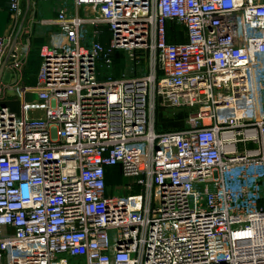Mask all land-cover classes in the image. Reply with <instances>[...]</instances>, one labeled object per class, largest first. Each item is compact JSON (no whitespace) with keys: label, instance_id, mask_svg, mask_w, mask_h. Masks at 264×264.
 <instances>
[{"label":"built area","instance_id":"1","mask_svg":"<svg viewBox=\"0 0 264 264\" xmlns=\"http://www.w3.org/2000/svg\"><path fill=\"white\" fill-rule=\"evenodd\" d=\"M38 2L34 87L2 83L30 48L0 36V264H264V0ZM116 54L143 74L101 77Z\"/></svg>","mask_w":264,"mask_h":264},{"label":"crops","instance_id":"2","mask_svg":"<svg viewBox=\"0 0 264 264\" xmlns=\"http://www.w3.org/2000/svg\"><path fill=\"white\" fill-rule=\"evenodd\" d=\"M50 4L53 3H42V2H38V0H22L21 13L19 16H15L10 11L8 0H0V36L11 37L9 46L7 48L8 52L14 42L16 44L29 43V48L31 51L32 45H36L37 42H39V41L36 42V37H35V33L37 30H42L43 32H49V34L56 32L57 29L56 27H54V24H52L56 14L50 17V12H49ZM49 39L50 37H48L47 40L48 42ZM104 43L105 44L108 43L107 36L104 38ZM30 51L28 55H30ZM29 57L30 56H28L24 68L21 69L20 71H16V73L4 72L2 76V83L4 85L16 84L27 87H34L36 85L37 74L40 67V57H39V66L36 76H34L33 79L32 78L26 79L28 73L32 74L31 71L29 72V68L31 67V64H33L34 57L33 58H29ZM37 65H38V60H37ZM105 72L106 70H102L101 74ZM13 100H15V98H10L4 94L2 95L1 103L9 107L10 110H12L13 112L18 114L20 111L15 110L14 107L11 105Z\"/></svg>","mask_w":264,"mask_h":264},{"label":"rangeland","instance_id":"3","mask_svg":"<svg viewBox=\"0 0 264 264\" xmlns=\"http://www.w3.org/2000/svg\"><path fill=\"white\" fill-rule=\"evenodd\" d=\"M53 4H50L49 12L50 17L54 16L59 8V4L55 2H51ZM49 32H43L42 30H37L35 33L36 37V45H32L31 51H30V57L33 58V64H31V67L29 68L28 75L26 76V79H33L34 76H36L38 66H39V52L42 47V45H46L49 42ZM48 42V43H46ZM33 52V53H32ZM38 60V65H37ZM115 63V61H114ZM146 66H148V62H145ZM141 67V68H140ZM144 72V63L141 64V66L136 67L135 63L131 60H128L127 58H122V66H119L116 68L115 64L110 71H106L105 73L101 74L102 77L106 76H112V77H133V76H141ZM11 105L14 107L15 110H19V102L15 99L11 103ZM164 112L158 113V119L156 128L158 131L166 132V131H172V130H182L185 128V121L188 116V112L183 110L178 111H169V110H163ZM32 115V113L30 114ZM106 183L108 186V194L111 195H122L123 197H127V195H135L139 192V190L136 187L132 186L131 181H123L120 175H118L117 171H108Z\"/></svg>","mask_w":264,"mask_h":264},{"label":"trees","instance_id":"4","mask_svg":"<svg viewBox=\"0 0 264 264\" xmlns=\"http://www.w3.org/2000/svg\"><path fill=\"white\" fill-rule=\"evenodd\" d=\"M122 56L120 55V54H116V56H115V66H116V68L117 67H119V66H122ZM157 129V128H156ZM158 131V130H157ZM172 131H178V130H172ZM159 132V131H158ZM108 170L109 171H117V169H115V168H109V169H107V173H108ZM107 178V177H106Z\"/></svg>","mask_w":264,"mask_h":264}]
</instances>
